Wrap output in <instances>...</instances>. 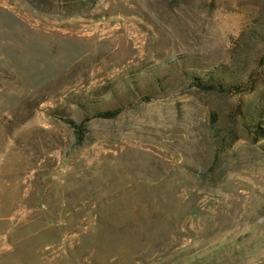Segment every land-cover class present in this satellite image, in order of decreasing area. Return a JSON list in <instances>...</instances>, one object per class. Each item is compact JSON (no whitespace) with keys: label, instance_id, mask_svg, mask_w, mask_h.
Instances as JSON below:
<instances>
[{"label":"rangeland","instance_id":"1","mask_svg":"<svg viewBox=\"0 0 264 264\" xmlns=\"http://www.w3.org/2000/svg\"><path fill=\"white\" fill-rule=\"evenodd\" d=\"M0 264H264V0H0Z\"/></svg>","mask_w":264,"mask_h":264}]
</instances>
